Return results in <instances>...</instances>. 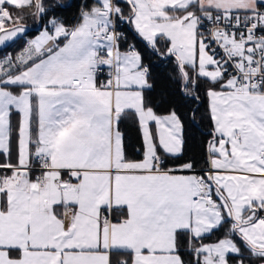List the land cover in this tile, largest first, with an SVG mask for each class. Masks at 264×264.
<instances>
[{
    "label": "snow or ice",
    "instance_id": "1",
    "mask_svg": "<svg viewBox=\"0 0 264 264\" xmlns=\"http://www.w3.org/2000/svg\"><path fill=\"white\" fill-rule=\"evenodd\" d=\"M72 7L0 0V264H264V0Z\"/></svg>",
    "mask_w": 264,
    "mask_h": 264
},
{
    "label": "trees",
    "instance_id": "2",
    "mask_svg": "<svg viewBox=\"0 0 264 264\" xmlns=\"http://www.w3.org/2000/svg\"><path fill=\"white\" fill-rule=\"evenodd\" d=\"M65 2L71 3L73 7L70 9H66L65 11L61 13V15L65 17L69 22H72L73 17H75L78 14L77 8L75 7V5L81 3L82 0H65ZM25 23L28 24L29 26H32L34 21L32 18H29L25 21ZM145 62L148 63V60H146ZM151 62L154 65L153 76L155 78L157 91L159 92L162 89H169L175 92L176 89L179 87V84L169 79V74L173 76L176 75V70L173 66V62L172 61H161L159 60L158 57H155V56L151 57ZM176 97L177 99H179L178 92L176 93ZM137 148H139V144H137Z\"/></svg>",
    "mask_w": 264,
    "mask_h": 264
}]
</instances>
